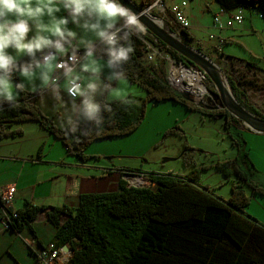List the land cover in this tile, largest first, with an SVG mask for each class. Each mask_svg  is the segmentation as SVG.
<instances>
[{"label": "trees", "instance_id": "trees-1", "mask_svg": "<svg viewBox=\"0 0 264 264\" xmlns=\"http://www.w3.org/2000/svg\"><path fill=\"white\" fill-rule=\"evenodd\" d=\"M212 2L224 8L258 10L264 16V0ZM140 5L148 6L149 1H142ZM181 32L184 39L192 38L188 30ZM133 43L134 54L125 64L128 82L143 89L145 97H136L138 103L130 109L114 104L115 115L99 135L66 138L50 117L30 100L37 94L25 91L16 107L5 105L1 111L0 137L21 133L18 129L4 131V124L34 120L60 140L69 154L84 160L85 150L92 141L132 132L141 123L147 102L171 100L188 111L223 117L224 127L237 150L233 161L235 170L239 158L240 168L253 166L245 151L244 137L237 131V128L242 129L241 121L222 106L220 110L204 104L197 106L190 96L176 93L164 80L162 71L145 62L140 40L133 37ZM157 46L176 62L186 60L160 40ZM187 63L194 66L192 62ZM176 130L179 127L175 125L166 134ZM230 163H217L216 169L227 177L233 174L225 169ZM147 173L155 188L127 187L125 181L120 180L116 191L81 194L77 208L37 206L25 200L22 208L15 211V218L8 213L10 229L19 231L29 227L44 214L57 228L56 244L70 245L72 264H264V226L246 213L252 194L264 196V185L250 172L236 174L237 181L230 185L227 198L196 185L195 170L186 176Z\"/></svg>", "mask_w": 264, "mask_h": 264}, {"label": "clouds", "instance_id": "clouds-1", "mask_svg": "<svg viewBox=\"0 0 264 264\" xmlns=\"http://www.w3.org/2000/svg\"><path fill=\"white\" fill-rule=\"evenodd\" d=\"M157 3L137 13L123 0H0V105L16 107L25 91L48 93L66 138L99 135L115 115L114 104L138 103L125 64L135 51L133 37L146 33L141 16ZM186 7L187 0L183 13ZM148 174L140 184L153 186Z\"/></svg>", "mask_w": 264, "mask_h": 264}, {"label": "crops", "instance_id": "crops-1", "mask_svg": "<svg viewBox=\"0 0 264 264\" xmlns=\"http://www.w3.org/2000/svg\"><path fill=\"white\" fill-rule=\"evenodd\" d=\"M132 1L138 4L143 0ZM212 6L216 8L217 4L210 0L206 3L205 9L212 13L215 9ZM245 12L249 18V23L244 22V16L241 24L245 23L244 26L248 25L255 32L250 21L253 15L257 14L256 10ZM259 14L262 13L259 11L258 17ZM184 15L190 24L187 28L192 36L190 40L194 41L195 33L190 17L192 14L185 8ZM213 27H210L212 31L209 29V37L214 39L211 48L217 50L218 53H213L219 55L225 62L224 59L234 57V55L227 52V49L228 43L234 40L237 34L234 31L228 33L230 35L222 34L223 29H232V27L216 28L215 26L214 28L220 31L218 35H215L217 33H215ZM219 38L225 40L221 45L218 44ZM196 44L201 49V46L198 43ZM153 63L150 65L155 68ZM128 87L135 92L136 97L143 98L145 96V91L136 84L128 82ZM68 99L65 96V100ZM30 100L55 123L54 113L50 107L53 103L50 94H37L31 97ZM205 116L210 117L200 112L188 111L186 107L175 101H149L146 105L143 120L132 132L92 141L85 150V153L90 156L88 160H81L69 154L60 140L41 128L34 120L9 125L4 124V131L21 130L18 135H2L0 137V185H13L15 187L9 210L16 211L22 208L25 200L37 206L77 208L81 194L116 191L119 181L121 178L123 179L120 172L147 173L150 171L145 169L144 165L147 163L157 165L158 163L161 164L163 160V162H166L180 158L186 163V167L182 170L183 173H172L171 170L173 169H167L164 172L163 165L162 167L158 166L154 172L186 176L191 168L203 165L195 161L197 152L200 151L190 143L187 144L186 130L190 129L191 135L200 122L202 123ZM215 120L216 123L220 120L219 134L227 139L231 148V156L223 161L230 160L232 175H239L244 169L240 168L241 159L239 158V165L235 170L236 165L233 161L237 150L224 127V118L218 116L215 117ZM177 123L179 130L166 134V131ZM237 131L241 132L244 137L245 151L248 156L253 157L250 148L253 147L254 143L264 147V133L241 131L240 128H237ZM169 135L180 139V149L177 153L167 155L166 150H163V152L153 150L157 145H162V140ZM185 149L188 151L185 152ZM155 152H158V155H155ZM124 158L131 159V164ZM218 159L220 160L221 157H218ZM187 162H190V164H187ZM103 169H108L110 172L102 174ZM102 180L107 181L105 190L98 189L102 185ZM255 180L264 185V178L261 180L255 178ZM196 181L195 184L200 186ZM235 181H237L236 177L231 180L232 183ZM251 202L255 203L253 209L248 208ZM249 205L246 213L254 217L259 225L264 226V196L252 194ZM56 230L57 228L49 222L44 214L39 215L31 226H25L19 231L3 229L0 223V264H33L35 251L51 242H55Z\"/></svg>", "mask_w": 264, "mask_h": 264}, {"label": "rangeland", "instance_id": "rangeland-1", "mask_svg": "<svg viewBox=\"0 0 264 264\" xmlns=\"http://www.w3.org/2000/svg\"><path fill=\"white\" fill-rule=\"evenodd\" d=\"M143 1H147V0H143ZM148 1L152 2L151 0ZM207 2H210V0H187L186 9L189 13L192 14V16L190 17L192 19L193 31L195 33L194 41L184 39L181 35L182 34L181 30L185 28L180 27L177 23L170 22L169 21L171 19L170 17L167 19L166 17L162 16V14L156 12L155 10H151L150 15L152 17H155L154 20L158 23L159 26H161L167 32L172 33L177 39H179L181 43H183L187 47L195 49L199 53L206 56L211 62H213V64H215L219 68L218 72L226 82L229 90L228 92L231 94L233 99L245 110L250 112L253 116H255L258 119L264 120V19L260 18V16L258 17L259 11L256 10L257 14H254L250 21L255 29V32H253L248 27V25L244 26L245 23L241 25H235L232 27V29L222 30V34L225 35H230L228 33H232V31H234L237 34L234 37V40H231L230 43H228L229 45L227 49V52L230 53L231 55H234V57L226 58L224 59L225 62H223V60L220 58L219 55L213 53V52L218 53V51L215 50L214 48H211L214 39L209 37V29L211 30L210 27L213 26L212 18L217 15L214 13H216L218 8L212 6L213 8H215L212 11V13L207 11L205 9ZM139 3L140 2H138L137 6L140 8V10H144L145 8H149L150 6V3L148 6H141V5L139 6ZM171 4L176 5L177 3L173 2ZM244 16H245L244 22L249 23V18L247 16V13H244ZM214 30L215 33H217L215 35H218L219 34L218 32H220L219 29L214 28ZM144 37L151 41L155 39L156 40L155 47H157V49L161 51L157 46V41L159 40L158 38L153 36L148 30H146ZM196 43H198L201 46V49L197 46ZM163 53L173 62L169 63L168 59L161 61V58L155 57L153 64L156 69H160L162 71V75L164 78H166L167 76V71H166L168 68L167 64H174L175 67H178L177 69H180V65H184L186 68H188L193 72L194 71L202 72V70L200 69L197 63L192 62L195 67L190 65L187 62L188 61L191 62V61L185 58L183 55L182 56L186 60H183L181 62H176V60L172 58V56L169 53L165 51ZM144 60L146 63L151 64L147 60V56H144ZM247 62L253 63L256 67L249 66ZM177 69L175 68L174 70ZM202 74L204 76H201L200 84H202V88H204L205 91L201 93L200 96L204 94L203 97L197 99L192 94H189V96L192 98V101L197 106L198 105L201 106L204 104L220 110L221 106L223 107L222 104L223 100L219 95L218 91L216 90L213 82L209 79V77L204 73ZM166 82L167 84H169L167 79ZM176 126L179 127L178 123L176 124ZM220 127H221L220 120L216 123L215 117L205 116L202 123L200 122L198 127L192 132L191 135H190L191 130L190 129L186 130V135H187L186 137L188 139L187 144L189 145L190 143V145H192L195 149H198L200 151L197 152L196 155L197 159L195 158V161L203 164L202 166L191 168L188 172L195 170L198 176L196 182L200 186L207 187L215 195L221 196L223 198H227L230 194V185L232 183L231 180H233V178L236 177V175L233 176L231 174L227 176L228 177L227 178L223 176L221 170L216 169L217 163H222L224 162L223 160L225 158L231 156V148L229 146L227 139L219 134ZM240 130L251 131L244 124H242V129ZM162 141L163 144L157 145L156 148H154L153 150L159 152L160 151L163 152V150H166L165 152L167 153V155H172L174 153H177L178 150L180 149L179 137L176 136L173 137L169 135L167 138L163 139ZM250 151H251V156L253 157L248 156V160L249 163L252 164L253 166L248 165L249 166L248 168L242 166V168L247 174L250 172L251 176H253L254 179L257 178L261 180L264 178V172H262L264 170V147L258 145L257 143H254L253 147L250 148ZM85 154L87 156L85 155L86 158L84 160H88L90 156L87 153ZM155 155H158V152H155ZM165 157H169V156H165ZM218 157H221V159L219 160ZM241 157L244 158V156ZM124 160H126L128 163L131 164L132 161L131 159L124 158ZM187 164H190V162H187ZM162 165L164 166L163 167L164 172H166L167 169H173L171 170L172 173H183L182 170L186 167V163H184L183 159L180 158L166 162L162 161L161 164L158 163L157 165H150L147 163L144 166L145 169L150 170L149 172H154L157 170L158 166L162 167ZM225 169L228 172L230 171L232 172L231 167L229 166L225 167ZM108 172H110L108 169H103L102 174ZM124 173H133V172L130 171L120 172V175H122L123 177ZM134 174L142 175L144 173H134ZM121 180L126 181V184H128L127 180L124 177L123 179L121 178ZM101 182L102 185L98 189L105 190L106 189L105 184L107 183V181L102 180ZM148 184L149 183L146 182V186L155 188V186H152V184L151 185ZM106 192H112V191H106ZM248 208L251 209L255 208V203L251 202ZM248 208L246 209V211L248 210ZM8 213L11 215L10 210L8 211ZM8 230H11L10 225ZM35 257H36V251L34 253V260Z\"/></svg>", "mask_w": 264, "mask_h": 264}, {"label": "built area", "instance_id": "built-area-1", "mask_svg": "<svg viewBox=\"0 0 264 264\" xmlns=\"http://www.w3.org/2000/svg\"><path fill=\"white\" fill-rule=\"evenodd\" d=\"M150 6L154 3V0H151ZM177 3L176 5H172L171 3ZM149 6V8H150ZM186 6V0H158L155 8L151 10H155L156 12L162 14L163 16H169L171 19L169 20L172 23H177L182 28H187L189 23L184 17L183 9ZM217 14L213 17V23L215 26L221 27H232L234 25L241 24L244 17V10L242 8H218L216 11ZM141 42V50L144 53V56H147L148 61H152L155 57L163 58V55L160 51L155 47V39L153 41L148 40L141 35L135 36ZM218 43L222 44L223 39H218ZM150 53H154V58L149 60L148 56ZM168 59L169 63L173 61L168 57L164 58ZM167 76L165 79L168 80L169 84L173 86V82L175 78L172 75V68H174V64H167ZM5 105H0V113L5 108ZM144 175L142 174H134V173H124L123 177L127 180L128 185L132 184L131 182L134 180H140ZM15 192V187L13 185L9 186H1L0 185V223L1 226L5 229L9 228V206L13 201V194ZM11 216L13 218L16 217L15 211H10ZM66 245L67 249L63 250L62 246H58L56 242H51L44 247L38 248L36 250V257L33 264H72L70 259L72 258L73 251L69 244Z\"/></svg>", "mask_w": 264, "mask_h": 264}, {"label": "water", "instance_id": "water-1", "mask_svg": "<svg viewBox=\"0 0 264 264\" xmlns=\"http://www.w3.org/2000/svg\"><path fill=\"white\" fill-rule=\"evenodd\" d=\"M123 3L131 8L134 12L140 13L142 11L132 0H123ZM141 20L144 23L146 30H148L153 36L165 43L169 48L189 59L191 62H195L199 65L200 69L202 70V72L200 73H204L205 75H207L213 82L216 90L223 100L222 104L224 108L229 110V112L232 113L237 119H239L243 124L249 127L251 131L256 133H264V120L256 118L250 112L245 110L233 99L231 94L223 88L220 80L221 76L218 72L219 68L215 64H213V62H211L206 56L199 53L195 49L187 47L186 45L181 43L179 39H177L172 33L164 30L147 15H142ZM172 88L178 94H184L187 96H189L190 94L188 92L180 90L177 87ZM140 185V183L136 184V186ZM66 247V245H63V250H66Z\"/></svg>", "mask_w": 264, "mask_h": 264}, {"label": "bare ground", "instance_id": "bare-ground-1", "mask_svg": "<svg viewBox=\"0 0 264 264\" xmlns=\"http://www.w3.org/2000/svg\"><path fill=\"white\" fill-rule=\"evenodd\" d=\"M149 18H151L154 22H156L154 19L155 17H152L149 13L147 15ZM162 21V20H160ZM157 23V22H156ZM158 24V23H157ZM177 69L178 67L172 68V75L175 78L173 82V86L179 88L180 90H183L185 92H188L195 96V98L200 99L203 97V95L200 96L201 93L205 91L204 88H202V84H200L201 76H204L198 71H191L188 68H186L184 65H180V69ZM219 71V70H218ZM198 72V73H195ZM221 76V75H220ZM221 83L223 85V88L227 91L228 87L222 76L220 77ZM200 96V97H198ZM132 183L138 184L141 183L140 180H135Z\"/></svg>", "mask_w": 264, "mask_h": 264}]
</instances>
